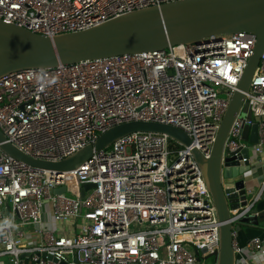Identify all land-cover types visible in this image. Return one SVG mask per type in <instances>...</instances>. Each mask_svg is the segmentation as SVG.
<instances>
[{
    "label": "built area",
    "instance_id": "built-area-1",
    "mask_svg": "<svg viewBox=\"0 0 264 264\" xmlns=\"http://www.w3.org/2000/svg\"><path fill=\"white\" fill-rule=\"evenodd\" d=\"M165 1L0 0V19L50 36ZM254 39L237 30L0 75L4 141L34 158L61 159L128 120L168 123L190 137L181 145L162 132L131 131L60 172L0 149V264H197L206 255L214 264L221 221L191 149L209 155ZM243 103L248 116L240 115ZM253 123L256 139L249 141ZM219 164L224 195L236 197L226 219L234 225L264 198V46ZM244 165L241 203L238 172L224 169ZM84 182L94 185L80 196ZM236 231L231 229L233 264L235 253L264 257L263 239L255 235L238 245ZM239 262L250 264L246 256Z\"/></svg>",
    "mask_w": 264,
    "mask_h": 264
},
{
    "label": "water",
    "instance_id": "water-1",
    "mask_svg": "<svg viewBox=\"0 0 264 264\" xmlns=\"http://www.w3.org/2000/svg\"><path fill=\"white\" fill-rule=\"evenodd\" d=\"M237 30L248 31L254 35L251 53L240 73L236 88L229 96L209 155L203 157L197 149H191L192 157L199 165L212 197L217 218L221 221L214 264H233L231 229L238 230L242 224H255L256 218L263 217L264 198L258 200L250 212L237 223L232 225L228 222V206L234 203L228 204L236 197L235 193L224 195L226 189L220 186L219 159L227 129L242 103L243 92L248 87L250 76L264 46V0H170L132 9L79 30L50 36L0 19V75L20 68L53 66L82 59L160 49L180 42H198L208 36L219 37L221 33ZM247 129L248 125H244L243 138L246 137ZM249 129L251 135L248 140L255 141V124L250 125ZM131 131L162 132L181 145L190 142V137L184 131L171 124L136 119L108 126L92 142L58 160L38 159L23 153L10 142L4 141L1 131L0 149L35 168L60 172L77 167L93 151L108 146L117 137ZM243 153L246 151L243 150ZM246 166L224 169L226 174L238 172L234 185L240 188L241 203L244 202V194L239 172L246 169ZM93 185L91 182L82 183L79 195ZM62 190L63 185L53 188L52 191Z\"/></svg>",
    "mask_w": 264,
    "mask_h": 264
},
{
    "label": "crops",
    "instance_id": "crops-1",
    "mask_svg": "<svg viewBox=\"0 0 264 264\" xmlns=\"http://www.w3.org/2000/svg\"><path fill=\"white\" fill-rule=\"evenodd\" d=\"M264 214V213H263ZM259 236L261 239L264 240V216L260 218H256L255 224L248 225L242 224L240 229L236 231L235 241L238 245H242L245 241L251 236ZM247 257L250 264H264V257L259 256L257 259L252 260L246 254L235 253V263L234 264H241L240 258Z\"/></svg>",
    "mask_w": 264,
    "mask_h": 264
},
{
    "label": "rangeland",
    "instance_id": "rangeland-1",
    "mask_svg": "<svg viewBox=\"0 0 264 264\" xmlns=\"http://www.w3.org/2000/svg\"><path fill=\"white\" fill-rule=\"evenodd\" d=\"M249 114L250 113L248 111L247 105H246V103H244L243 106H242V108H241V110H240V115L241 116H243V115H247L248 116ZM175 144L177 146H179L178 143L175 142ZM2 259H5V257H2ZM212 259H213V257L211 255H206L205 257H202L197 262V264H212Z\"/></svg>",
    "mask_w": 264,
    "mask_h": 264
}]
</instances>
